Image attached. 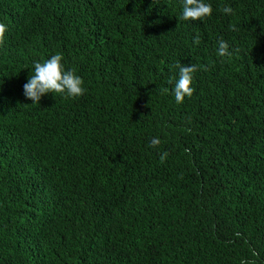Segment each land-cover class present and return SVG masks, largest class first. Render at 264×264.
<instances>
[{
    "label": "trees",
    "instance_id": "16d2710c",
    "mask_svg": "<svg viewBox=\"0 0 264 264\" xmlns=\"http://www.w3.org/2000/svg\"><path fill=\"white\" fill-rule=\"evenodd\" d=\"M205 2L0 0V264H264V0ZM56 53L86 91L32 104Z\"/></svg>",
    "mask_w": 264,
    "mask_h": 264
},
{
    "label": "clouds",
    "instance_id": "9594fccd",
    "mask_svg": "<svg viewBox=\"0 0 264 264\" xmlns=\"http://www.w3.org/2000/svg\"><path fill=\"white\" fill-rule=\"evenodd\" d=\"M221 11L225 14H233V8L230 6L222 7ZM212 12V5L206 3L205 0H183L180 18L185 21H203L205 18L211 17ZM230 28L233 31L236 30L233 25H230ZM7 30L8 26L0 22V44H3ZM200 39V36L197 34L193 39V43L198 45ZM217 44V55L219 57L232 55L229 51L228 43L223 38L219 39ZM62 61L63 55L56 53L50 58L33 62L32 74H30L27 82L23 85L24 95L32 101V104H39L41 97L48 93L61 95L65 99H75L84 95L86 89L82 77L74 69H66ZM175 67L178 69V79L175 80L172 91L176 103L182 104L185 97H191L195 91L192 87V81L193 73L198 70V66L195 64L184 66L178 62ZM202 67H204V70H207L206 66ZM168 82L172 83V78ZM160 144L161 140L158 137H154L151 139L149 146L155 148ZM167 156V151L161 153L160 161L163 163Z\"/></svg>",
    "mask_w": 264,
    "mask_h": 264
}]
</instances>
